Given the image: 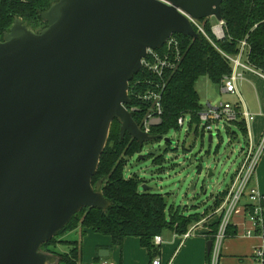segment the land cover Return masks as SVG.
<instances>
[{"label": "water", "instance_id": "1", "mask_svg": "<svg viewBox=\"0 0 264 264\" xmlns=\"http://www.w3.org/2000/svg\"><path fill=\"white\" fill-rule=\"evenodd\" d=\"M54 1L44 28L15 18L0 40V264H57L42 246L82 209L109 208L91 181L112 122L140 147L162 139L126 108L141 60L174 35L199 39L187 17L222 23L224 0Z\"/></svg>", "mask_w": 264, "mask_h": 264}, {"label": "trees", "instance_id": "2", "mask_svg": "<svg viewBox=\"0 0 264 264\" xmlns=\"http://www.w3.org/2000/svg\"><path fill=\"white\" fill-rule=\"evenodd\" d=\"M53 2L55 1L0 0V40L15 18L21 19L34 31L44 28L46 25L42 23L40 14ZM221 17L223 36L220 39L212 34L208 19L200 21L208 40L202 35L194 40L181 35L173 36L182 58L177 69L165 76L160 101L161 123L152 128L150 135L165 137L170 131H178L177 120L184 115L190 117V127L192 124L199 125L198 113L203 107L195 89L197 81L206 77L211 84L219 86L222 79L230 76L232 72V65L227 57L237 56L242 41L247 44L248 63L264 73V0H224L221 4ZM195 31L197 32L196 29ZM143 79H149V76L139 72L130 82L128 96L131 104L126 107L128 111L135 108L130 114L139 129L149 104L134 100L132 95L134 92L143 93L146 90V84H136L137 80ZM234 125L246 135L243 122H235ZM119 130L120 124L114 120L91 181L93 187L101 182L103 197L110 206L105 212L82 209L57 236L42 246V252L58 257L57 264H80L81 245L77 241L58 240L60 235L77 229L81 230L82 236L85 230H90L108 237L111 245L116 247H120L126 238H136L142 247L153 253L154 237L161 236L164 231L182 237L208 213L218 209L227 194V189L218 193L212 206L203 214L191 213L186 216L179 207L168 206L164 196L149 192L146 185L140 191L142 181L135 174L126 178L124 168L128 159L142 152L143 146L140 147L127 134L121 138ZM152 162L158 167L157 171L162 172L161 157ZM58 245H65L67 252L55 253ZM100 260L96 257L97 262Z\"/></svg>", "mask_w": 264, "mask_h": 264}, {"label": "built area", "instance_id": "3", "mask_svg": "<svg viewBox=\"0 0 264 264\" xmlns=\"http://www.w3.org/2000/svg\"><path fill=\"white\" fill-rule=\"evenodd\" d=\"M187 18L193 25L194 30L196 29L198 34L208 40L198 21ZM222 27L223 22L219 23V26L211 28L215 38H222ZM216 29H219L220 34L216 33ZM246 51L247 44L242 41L237 56L234 58L227 57L232 65V72L230 76L223 78L219 85V91L222 94L239 98L236 84L238 81L243 80L246 72L264 80V73L248 63ZM181 58L178 43L171 37L160 50H147L145 58L141 60L140 72L149 76V79L137 80L136 84H146L147 88L143 93L134 92L132 96L136 101L149 104L148 111L141 121L140 130L143 133L150 135L152 128L160 125L162 114L160 101L165 86V76L177 69ZM133 111H135V108L129 110L130 113ZM185 116L187 115L180 116L177 120L179 130L185 125ZM198 120L203 133H218L221 126L227 128L228 125H233L235 122H243L246 133L245 146L240 151V164L227 188L224 200L216 210L218 223L211 238V248L206 264H220L224 241L228 236L233 217L244 198H246L247 204L244 205L243 211L248 224V227L244 230V236L257 237L262 240L261 245L252 252L251 264H264V196L251 186L257 165L264 155V129L259 141L255 143L250 127L254 117L242 107L241 102L234 105L230 103L207 104L198 113ZM194 226L182 236L183 239L191 236L196 227ZM161 242V237L156 236L152 243L153 246H158ZM152 264H159V260H154Z\"/></svg>", "mask_w": 264, "mask_h": 264}, {"label": "rangeland", "instance_id": "4", "mask_svg": "<svg viewBox=\"0 0 264 264\" xmlns=\"http://www.w3.org/2000/svg\"><path fill=\"white\" fill-rule=\"evenodd\" d=\"M208 20L212 28L219 26L214 18ZM198 24L202 26L200 21ZM218 87L206 77L197 81L195 89L203 108L206 101L212 102V105L232 101L233 96L222 94ZM184 122L182 129L170 131L161 140L144 143L142 152L127 160L124 175L126 178L137 175L142 181L140 191L146 185L149 192L164 196L168 206L179 207L187 216L195 212L202 214L212 205L214 197L227 189L240 164V151L246 138L234 124L227 128L221 126L218 133L209 134L202 132L200 124L190 127L189 116L184 117ZM252 125L251 131L254 132ZM210 135L211 143L208 142ZM163 139L171 143H165ZM143 156L146 158L143 159ZM158 157L162 159V172H158V167L152 162ZM58 240L79 243V232L64 233ZM67 250L65 245H58L55 253H66Z\"/></svg>", "mask_w": 264, "mask_h": 264}, {"label": "crops", "instance_id": "5", "mask_svg": "<svg viewBox=\"0 0 264 264\" xmlns=\"http://www.w3.org/2000/svg\"><path fill=\"white\" fill-rule=\"evenodd\" d=\"M236 87L239 98L233 96L232 101L224 103L234 105L241 102L242 107L254 117L252 135L256 143L264 129V80L246 72L243 80L238 81ZM207 104L212 105V102L206 101ZM251 186L264 196V155L257 165ZM246 204L244 198L233 217L228 236L224 241L220 264H251L252 252L262 243L257 237L244 236V230L248 227L243 211ZM216 210L203 217L195 224L196 227L193 225L195 228L187 239L173 232L164 231L160 236L162 242L154 246L153 253L142 247L136 238H126L120 247H116L111 245L108 237H102L90 230H85L86 236L83 237L81 230L77 229L82 251L80 264H152L156 259L159 260V264H206L208 257L206 244L211 241L218 223ZM101 250L108 251V257L97 262L96 257Z\"/></svg>", "mask_w": 264, "mask_h": 264}, {"label": "bare ground", "instance_id": "6", "mask_svg": "<svg viewBox=\"0 0 264 264\" xmlns=\"http://www.w3.org/2000/svg\"><path fill=\"white\" fill-rule=\"evenodd\" d=\"M216 33H217V34H220L219 29H216Z\"/></svg>", "mask_w": 264, "mask_h": 264}]
</instances>
